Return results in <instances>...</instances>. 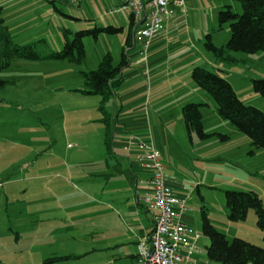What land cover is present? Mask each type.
I'll list each match as a JSON object with an SVG mask.
<instances>
[{
  "label": "rangeland",
  "instance_id": "1",
  "mask_svg": "<svg viewBox=\"0 0 264 264\" xmlns=\"http://www.w3.org/2000/svg\"><path fill=\"white\" fill-rule=\"evenodd\" d=\"M18 1L44 5L32 10L25 21L29 36L11 28L16 45L37 43L40 56L63 49L62 29L70 37L108 26L121 32L83 39L85 65L14 60L0 72L4 82L0 88V263L41 264L47 258L71 256L58 264H129L109 257L114 251L104 250L105 235H99L92 223L94 214L99 217L114 209L115 188L125 199L132 197L123 187V178L111 169L113 151L107 153L104 146L99 99L80 92L84 89L81 72L96 70L106 54L114 64L118 62L128 35L129 13L95 21L86 9L61 0H0V6L8 9ZM225 6L241 13L231 0H184L182 28L175 25L167 30L173 43L164 48L188 45L154 64L159 101L148 106L154 122L164 125L169 135L168 146L163 145L164 175L181 185L184 217L190 219L193 235L199 236L192 264H216L206 258L204 246L209 242L201 232L203 214L227 241L237 238L264 249L253 211L242 222H229L224 195L253 192L264 209V150L253 149L245 135L221 120L213 100L191 80L193 68L217 73L244 105L264 114V98L252 86L253 81H264V52L228 53L219 61L204 47L207 35L217 48L228 42L229 25L220 28L216 18ZM185 52L187 56L180 57ZM187 104L201 105L203 130L211 135L206 141L186 131L181 109ZM107 112L113 117L111 103Z\"/></svg>",
  "mask_w": 264,
  "mask_h": 264
},
{
  "label": "trees",
  "instance_id": "2",
  "mask_svg": "<svg viewBox=\"0 0 264 264\" xmlns=\"http://www.w3.org/2000/svg\"><path fill=\"white\" fill-rule=\"evenodd\" d=\"M240 7L241 13L232 11L231 6H225L216 14L217 23L221 28L228 24L230 37L223 47H215L207 35L205 49L219 61H224L228 53L255 54L264 52V0H231ZM128 35L124 41L119 60L114 64L112 57L106 54L99 61L94 71L81 72L84 89L80 91L85 96H94L99 99L98 112L101 116L105 131L104 146L106 152L111 151L113 129L116 116L107 112V105L113 101L116 92L123 83L124 72L131 67L129 53L133 50V37L136 26L129 15ZM121 29L111 26L95 28L93 31H80L70 37V32L62 29L63 49L60 52H50L40 56L38 44L31 43L24 46L16 45L9 33L0 8V72L9 68L14 60L28 62L62 61L70 65H85L83 39L92 37L97 39L98 34H117ZM192 82L210 97L215 105L217 116L229 122L239 133L245 135L253 149L264 150V114L259 110L244 105L236 96L229 82L217 73H211L201 68L191 71ZM4 82L0 80V88ZM253 90L264 98V81L252 82ZM201 105L187 104L181 109V117L188 134L194 133L198 140L206 141L211 135L205 134L200 113ZM227 219L231 223L245 220L249 211H253L256 226L262 232L264 242V209L261 200L253 192H225ZM202 236L207 238L206 258L209 263L216 264H264V249L246 241L234 238L227 241L225 236L212 225V221L205 214L201 218ZM197 251V249H196ZM194 254V253H193ZM71 256L51 257L41 264H58L71 260ZM2 264V263H0Z\"/></svg>",
  "mask_w": 264,
  "mask_h": 264
},
{
  "label": "crops",
  "instance_id": "3",
  "mask_svg": "<svg viewBox=\"0 0 264 264\" xmlns=\"http://www.w3.org/2000/svg\"><path fill=\"white\" fill-rule=\"evenodd\" d=\"M49 1L51 2V0ZM61 1L67 6L69 5L68 0ZM35 3H38V5L35 6ZM35 3H29L28 5L26 2L18 1L12 3L8 9L7 6H0L4 23L11 36L13 35L11 28L18 35L21 34V36L27 37L31 34L24 27L25 21L32 17L33 11L35 12L37 8L44 6L40 1H36ZM28 6H33V8H28ZM117 6V3L113 0H86L76 7V9H86L90 18L97 21L99 18L105 16L126 13L109 14V11ZM6 9L10 10L9 13H12V15L6 12ZM26 10L29 12H26ZM182 16L184 14L179 10L171 9L169 18L163 22L165 24L163 26L164 31H160L151 42L146 63L135 64L136 46L134 45L133 37V50L129 53L131 67L124 72L123 83L111 102V109L116 116L113 132L114 138L111 142V151H113L111 152L112 160H114L115 164L111 169L115 175L123 178V187L129 190L132 200L125 199L121 193V189L115 188L117 195L114 194L112 201L114 209L101 213L99 217L96 216L97 214H94L96 219L92 223H94L95 230L99 235H105L101 243H103L105 251H114L109 256L114 257V262L124 260L128 261V263L130 262L129 264H136L137 242L146 237L153 228L151 217L139 201L148 191V172L134 161V155L137 151L135 144L141 143L147 146V148H151L157 153L163 165L166 162L163 145L167 143L168 146L169 135L164 125H157L154 122V117L150 115L148 106L154 105L159 101L158 94L160 91L157 89L158 85L154 81V74L156 73L154 64L164 59L168 53L184 50L188 45V43H183L174 48H164L165 45L173 43L167 30L175 25L182 28ZM188 53H182L180 57L187 56ZM165 168L166 166H164ZM166 179L172 192L181 196V185L167 177ZM182 219L189 226L190 219L184 217V214ZM206 245L204 246L205 249ZM194 263L198 264L196 261Z\"/></svg>",
  "mask_w": 264,
  "mask_h": 264
},
{
  "label": "built area",
  "instance_id": "4",
  "mask_svg": "<svg viewBox=\"0 0 264 264\" xmlns=\"http://www.w3.org/2000/svg\"><path fill=\"white\" fill-rule=\"evenodd\" d=\"M86 0H68L76 8ZM107 1V0H93ZM117 7L109 14L129 13L136 26L134 45L136 63H146L151 42L163 29L171 9L184 14V0H113ZM134 161L148 172V191L140 203L151 217L152 231L136 245V264H190L199 236L193 235L182 217L184 198L172 192L164 175V165L157 153L144 144L136 143ZM195 264V263H193Z\"/></svg>",
  "mask_w": 264,
  "mask_h": 264
}]
</instances>
